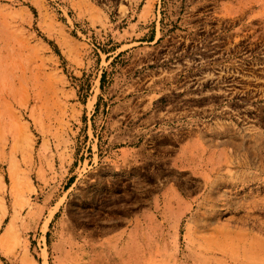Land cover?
<instances>
[{
	"label": "rangeland",
	"instance_id": "1",
	"mask_svg": "<svg viewBox=\"0 0 264 264\" xmlns=\"http://www.w3.org/2000/svg\"><path fill=\"white\" fill-rule=\"evenodd\" d=\"M0 264H264V0H0Z\"/></svg>",
	"mask_w": 264,
	"mask_h": 264
}]
</instances>
